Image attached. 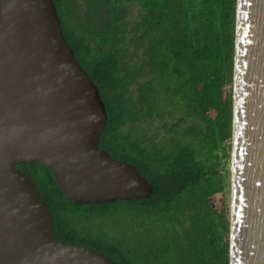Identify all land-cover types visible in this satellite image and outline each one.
Instances as JSON below:
<instances>
[{
	"label": "trees",
	"instance_id": "obj_1",
	"mask_svg": "<svg viewBox=\"0 0 264 264\" xmlns=\"http://www.w3.org/2000/svg\"><path fill=\"white\" fill-rule=\"evenodd\" d=\"M53 1L106 107L100 149L154 189L147 200L78 206L52 169L19 165L58 242L117 264H230V213L211 200L231 159L238 0Z\"/></svg>",
	"mask_w": 264,
	"mask_h": 264
},
{
	"label": "water",
	"instance_id": "obj_2",
	"mask_svg": "<svg viewBox=\"0 0 264 264\" xmlns=\"http://www.w3.org/2000/svg\"><path fill=\"white\" fill-rule=\"evenodd\" d=\"M98 87L76 61L53 0H0V264H117L59 243L19 165L52 169L78 206L147 200L153 186L100 149ZM230 264H264V0H238L233 84Z\"/></svg>",
	"mask_w": 264,
	"mask_h": 264
},
{
	"label": "rangeland",
	"instance_id": "obj_3",
	"mask_svg": "<svg viewBox=\"0 0 264 264\" xmlns=\"http://www.w3.org/2000/svg\"><path fill=\"white\" fill-rule=\"evenodd\" d=\"M139 15V8L137 6H132L131 7V14H130V20L131 21H136L137 17ZM230 88H228L226 91L227 93L230 92ZM232 146V144H231ZM230 163L228 164V168L224 174V179L226 183V188L225 192L220 195H216L215 197L212 198L211 203L215 205L218 209L223 210L226 209L231 213V180H232V149L230 150Z\"/></svg>",
	"mask_w": 264,
	"mask_h": 264
}]
</instances>
